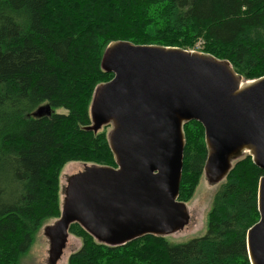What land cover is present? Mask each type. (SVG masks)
<instances>
[{"label":"trees","instance_id":"16d2710c","mask_svg":"<svg viewBox=\"0 0 264 264\" xmlns=\"http://www.w3.org/2000/svg\"><path fill=\"white\" fill-rule=\"evenodd\" d=\"M127 41L195 50L228 61L245 80L264 76V0H0V264H18L37 232L60 214V174L72 162L114 167L106 129L89 130L108 44ZM46 104L48 115H30ZM62 109L64 112L59 113ZM178 201L203 175L202 126L184 125ZM264 171L246 155L214 193L206 233L183 244L145 236L99 244L80 240L66 264H250L247 231L258 222Z\"/></svg>","mask_w":264,"mask_h":264},{"label":"water","instance_id":"95a60500","mask_svg":"<svg viewBox=\"0 0 264 264\" xmlns=\"http://www.w3.org/2000/svg\"><path fill=\"white\" fill-rule=\"evenodd\" d=\"M100 68L113 77L93 91L88 131L110 125L115 168L83 164L67 179L59 217L44 228L47 264L59 260L72 224L110 247L182 230L189 212L177 198L183 127L191 121L204 131L209 184L225 180L245 155L264 171V76L245 80L226 60L127 41L108 44ZM257 210L259 220L246 234L250 264H264V176Z\"/></svg>","mask_w":264,"mask_h":264},{"label":"rangeland","instance_id":"374dc122","mask_svg":"<svg viewBox=\"0 0 264 264\" xmlns=\"http://www.w3.org/2000/svg\"><path fill=\"white\" fill-rule=\"evenodd\" d=\"M198 48H199V44L195 47V50H191V51L198 52L196 51V49ZM47 108L48 106L46 104H43L40 107H38L36 111L33 112L30 116L33 118H39L48 115L50 111H48L49 109ZM58 112L63 113L64 111L60 109L58 110ZM103 128L106 129V132H108L111 129L110 125ZM237 161H235L233 165ZM82 169H83V164L81 165L78 162L69 163L63 168L59 177L60 205L64 197L62 192L65 186L67 185V179L75 175L76 173L80 172ZM222 182L215 185H211L202 175L190 201L188 203H185L189 212V222L185 227H183L182 230L174 233L171 236L165 237L170 243L183 244L188 242L190 239L201 237L206 233L207 216L211 207V201L214 193L217 191L219 185ZM55 220L56 219H50L44 223L41 229L37 232L28 253L20 259L18 264H47V260L49 256L48 255L49 243H48V239L44 235V228L46 226L52 225L55 222ZM80 246H81V242L79 239H77L74 236L68 235L65 247L62 250V254L59 260H57L55 264H66L68 256L71 253L77 251Z\"/></svg>","mask_w":264,"mask_h":264}]
</instances>
